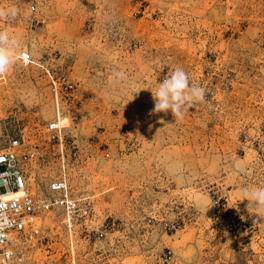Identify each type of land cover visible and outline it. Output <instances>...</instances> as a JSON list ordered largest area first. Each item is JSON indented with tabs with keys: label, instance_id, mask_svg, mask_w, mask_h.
Returning <instances> with one entry per match:
<instances>
[{
	"label": "rangeland",
	"instance_id": "1",
	"mask_svg": "<svg viewBox=\"0 0 264 264\" xmlns=\"http://www.w3.org/2000/svg\"><path fill=\"white\" fill-rule=\"evenodd\" d=\"M27 3L0 0L20 10L0 19L19 42L0 75V124H28L44 187L63 171L30 127L59 112L78 148L63 174L91 213L31 217L15 264H264V214L241 196L264 187V0ZM22 51L36 64L22 66ZM41 65L65 77L57 101ZM178 67L206 103L175 122L152 111V92ZM29 193L40 197L32 180Z\"/></svg>",
	"mask_w": 264,
	"mask_h": 264
},
{
	"label": "built area",
	"instance_id": "2",
	"mask_svg": "<svg viewBox=\"0 0 264 264\" xmlns=\"http://www.w3.org/2000/svg\"><path fill=\"white\" fill-rule=\"evenodd\" d=\"M38 4L39 0H28V10L35 12ZM18 59L22 62H20L22 66L31 65L30 61L25 59L24 53H21ZM41 67L50 81L52 96L57 101L58 90L60 91L62 86L65 89L68 87L65 77L60 73L55 75L45 65H41ZM22 108L15 110L17 118L21 120L26 116V110H20ZM21 114L24 115L19 117ZM57 120L53 118L44 123L37 120L30 127L32 131L36 132V135L42 134L43 146L46 143L49 144L50 146L46 147L51 150L53 156H57V163H52L51 166H58V170L63 171L62 175L50 176L46 180V186H44L40 199L44 204L37 203V197L29 193L30 161L35 148L31 147L25 136L24 131H27L28 124L22 125L17 130L12 129V131L0 124V264L16 262L17 250L12 237L24 234L29 228L30 218L43 214L42 208L55 211L58 216L66 212L70 214L72 223L75 221L84 223L91 213V201L88 196H76L64 178L63 173L67 163L72 159L75 160L78 156V148L73 141L66 140L62 132V125L58 126ZM8 190H15V192L12 196L7 197L5 193Z\"/></svg>",
	"mask_w": 264,
	"mask_h": 264
},
{
	"label": "clouds",
	"instance_id": "3",
	"mask_svg": "<svg viewBox=\"0 0 264 264\" xmlns=\"http://www.w3.org/2000/svg\"><path fill=\"white\" fill-rule=\"evenodd\" d=\"M19 11V8L14 5L7 8L0 7V19L12 22L18 17ZM18 47L19 42L15 36L7 30H0V75L6 74L12 67L16 59L14 53ZM152 94L154 99L152 111L165 114L170 111L175 122L183 120L190 108L206 103L205 88L197 83H192L188 73L179 67L161 80ZM241 196L243 200L248 201L246 207L250 213L264 214V187L253 186L250 188L246 186L242 189ZM243 218L242 216L241 219Z\"/></svg>",
	"mask_w": 264,
	"mask_h": 264
},
{
	"label": "bare ground",
	"instance_id": "4",
	"mask_svg": "<svg viewBox=\"0 0 264 264\" xmlns=\"http://www.w3.org/2000/svg\"><path fill=\"white\" fill-rule=\"evenodd\" d=\"M21 53H24V57H25V59L26 60H28V61H30V63H31V65H35V64H33V62H34V59L32 58V55L29 53V52H25V51H22V52H20L18 55H17V58H19V56L21 55ZM20 61V60H19ZM55 119H58L57 121H58V126L60 125H62V123H63V121H62V117H61V115H60V113L58 112L57 114H56V117H55ZM34 158V155H32L31 156V159H33ZM55 168V167H54ZM30 175H31V177H30V179H29V184H31V180L36 184V186L38 187V189H39V191H40V197H39V199H38V197L36 198L38 201H37V203H39V204H44V202L42 201V200H40L41 199V195H42V193H43V186H41L39 183H38V181H37V179H35V175H33V172L32 171H30ZM62 175V174H61ZM64 178L66 179V181L69 183V181H68V179H67V177L64 175ZM44 186H46V182H45V184H44ZM30 187V186H29ZM14 192H15V190H8L6 193H5V195L7 196V197H10V196H12L13 194H14ZM46 211H50V210H47V209H43L42 208V213H44V212H46ZM64 215H69L70 216V214H67L66 212L64 213ZM69 220V222H72L71 221V219L69 218L68 219ZM65 222V224H66V227H68V224H67V222L68 221H64ZM73 224V223H72ZM71 228V227H70ZM8 237H9V235H8ZM16 237L15 236H13L12 237V240L14 241V239H15ZM15 264V263H14Z\"/></svg>",
	"mask_w": 264,
	"mask_h": 264
}]
</instances>
